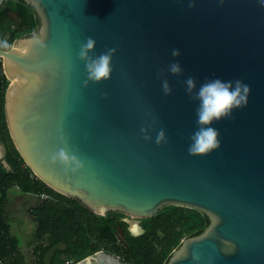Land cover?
Masks as SVG:
<instances>
[{
  "label": "water",
  "instance_id": "obj_1",
  "mask_svg": "<svg viewBox=\"0 0 264 264\" xmlns=\"http://www.w3.org/2000/svg\"><path fill=\"white\" fill-rule=\"evenodd\" d=\"M24 1L38 29L0 57L6 126L31 171L99 215L143 219L171 205L205 213L208 226L166 264H264V0ZM87 37L96 41L90 55L116 49L108 80L87 78L78 57ZM172 62L181 75L168 72ZM189 76L197 90L215 78L250 86L246 106L213 122L221 146L205 156L187 150L198 104ZM65 146L83 162L75 172L49 162ZM64 249L50 248L45 264ZM73 264L124 262L99 250Z\"/></svg>",
  "mask_w": 264,
  "mask_h": 264
},
{
  "label": "trees",
  "instance_id": "obj_2",
  "mask_svg": "<svg viewBox=\"0 0 264 264\" xmlns=\"http://www.w3.org/2000/svg\"><path fill=\"white\" fill-rule=\"evenodd\" d=\"M16 14L19 22L10 19ZM39 19L34 8L24 0H5L0 6V49L8 50L15 39L36 32ZM9 84L0 68V140L5 149L0 159V264H28L17 238L11 234L5 216L7 191L18 187L22 193L47 196L37 206L29 210L36 224L34 239L38 244L34 253L38 254L41 264L54 245L63 243L64 250H57L51 264H65L66 258L73 256V263L99 251L97 244L107 241L113 250L106 252L118 256L124 264H166L172 251L186 237L200 234L209 224L208 216L196 209L180 206H164L155 215L144 218L143 232L132 235L121 221L122 213L108 212L101 218L90 211L77 199L66 197L44 184L40 179L31 177L32 171L16 150L4 115V97ZM168 211H164L165 209ZM191 211V216L184 212ZM118 230L123 238L120 240ZM64 255V256H62Z\"/></svg>",
  "mask_w": 264,
  "mask_h": 264
},
{
  "label": "clouds",
  "instance_id": "obj_3",
  "mask_svg": "<svg viewBox=\"0 0 264 264\" xmlns=\"http://www.w3.org/2000/svg\"><path fill=\"white\" fill-rule=\"evenodd\" d=\"M194 5L190 4L189 7ZM96 41L92 37H87L81 44L78 57L85 62L87 78L93 82L108 80L112 72V57L116 49L111 48L99 55H90L95 48ZM172 57H178L180 51L173 49ZM168 72L179 76L182 74L181 65L172 62L168 65ZM186 92L191 100L197 101L196 107V130L189 137L191 143L188 146V153L191 156H205L217 150L221 146L220 132L212 127L214 121L231 118L234 109H239L247 105L250 86L240 79L234 81H224L219 78L206 79L200 84L198 90L195 77L189 76L185 81ZM162 91L169 95L172 91L167 78L161 81ZM194 93V94H193ZM143 131V129H142ZM145 140L151 137L145 136ZM166 142L165 131L161 129L156 135V143ZM51 164L64 166L65 173L68 172L70 164H75L71 171L83 167V162L74 154H69L67 146L55 150L51 156ZM106 211V210H104ZM103 214V213H102Z\"/></svg>",
  "mask_w": 264,
  "mask_h": 264
},
{
  "label": "rangeland",
  "instance_id": "obj_4",
  "mask_svg": "<svg viewBox=\"0 0 264 264\" xmlns=\"http://www.w3.org/2000/svg\"><path fill=\"white\" fill-rule=\"evenodd\" d=\"M10 19L15 21L17 26L19 19L15 14H9ZM35 33V32H32ZM0 68L3 71L2 58L0 57ZM5 154V149L2 141L0 140V159L2 160L4 166L8 167L3 160ZM47 198V196L42 192V194H32V193H22L17 188H13L7 191V198L5 202V216L10 225L11 234L17 238L20 249L23 252L25 260L28 264H41L38 254L34 253V247L38 244L45 245L46 241L42 240L36 242L34 239V232L36 224L32 219V216L29 214V210L41 203L42 200ZM165 209L164 211H168ZM186 216H191V211L184 212ZM99 215V214H98ZM103 215H99L101 218ZM134 221L137 227L141 231V224L144 222V218H133L127 215H121V221L126 224L128 230V225L130 227V222ZM130 230V228H129ZM128 230V231H129ZM130 233V231H129ZM131 234V233H130ZM118 236L120 240L123 238L121 231L118 230ZM98 250L109 251L113 250L111 245L103 240L97 244ZM171 248L175 249L176 246L172 245ZM64 256V255H62ZM89 256V255H88ZM65 257V256H64ZM73 256L66 258L65 264H71L73 262Z\"/></svg>",
  "mask_w": 264,
  "mask_h": 264
},
{
  "label": "bare ground",
  "instance_id": "obj_5",
  "mask_svg": "<svg viewBox=\"0 0 264 264\" xmlns=\"http://www.w3.org/2000/svg\"><path fill=\"white\" fill-rule=\"evenodd\" d=\"M132 217V216H130ZM133 218H136V217H133ZM130 232L133 234V235H139L143 232V229L141 228V231L139 229V227H137V225L135 224L134 221L131 220L130 222Z\"/></svg>",
  "mask_w": 264,
  "mask_h": 264
},
{
  "label": "built area",
  "instance_id": "obj_6",
  "mask_svg": "<svg viewBox=\"0 0 264 264\" xmlns=\"http://www.w3.org/2000/svg\"><path fill=\"white\" fill-rule=\"evenodd\" d=\"M36 177V178H38L33 172H32V175H31V177ZM39 179V178H38ZM15 188H17L18 189V187H15Z\"/></svg>",
  "mask_w": 264,
  "mask_h": 264
},
{
  "label": "flooded vegetation",
  "instance_id": "obj_7",
  "mask_svg": "<svg viewBox=\"0 0 264 264\" xmlns=\"http://www.w3.org/2000/svg\"><path fill=\"white\" fill-rule=\"evenodd\" d=\"M13 14V13H12ZM16 15V14H15Z\"/></svg>",
  "mask_w": 264,
  "mask_h": 264
}]
</instances>
